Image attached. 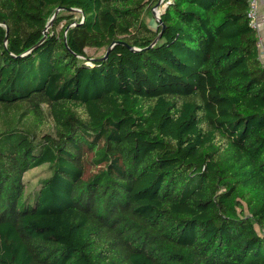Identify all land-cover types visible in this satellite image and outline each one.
<instances>
[{
    "label": "trees",
    "instance_id": "1",
    "mask_svg": "<svg viewBox=\"0 0 264 264\" xmlns=\"http://www.w3.org/2000/svg\"><path fill=\"white\" fill-rule=\"evenodd\" d=\"M158 2L0 0V264H264L249 0Z\"/></svg>",
    "mask_w": 264,
    "mask_h": 264
},
{
    "label": "rangeland",
    "instance_id": "2",
    "mask_svg": "<svg viewBox=\"0 0 264 264\" xmlns=\"http://www.w3.org/2000/svg\"><path fill=\"white\" fill-rule=\"evenodd\" d=\"M163 1H161V4L158 8H156L155 10H152L151 12H148V14H147V22L152 27H156V22H155L156 14L160 12V9H163V7H164ZM64 22H65V20H63L61 22V25H63ZM60 27L61 26H59V28ZM102 52H103V50H96L94 48H88V53L91 55H99ZM48 174H49V171L47 170V165L38 166V167L28 171L27 173H25L24 179L26 181L27 192H33V190H35V188L37 187L39 181L42 178H44L45 176H47ZM256 229L259 232H262V233L264 232V228H260L257 225H256Z\"/></svg>",
    "mask_w": 264,
    "mask_h": 264
},
{
    "label": "crops",
    "instance_id": "3",
    "mask_svg": "<svg viewBox=\"0 0 264 264\" xmlns=\"http://www.w3.org/2000/svg\"><path fill=\"white\" fill-rule=\"evenodd\" d=\"M256 28L259 37V55L261 60L264 62V3L262 2V0H259L258 2Z\"/></svg>",
    "mask_w": 264,
    "mask_h": 264
},
{
    "label": "built area",
    "instance_id": "4",
    "mask_svg": "<svg viewBox=\"0 0 264 264\" xmlns=\"http://www.w3.org/2000/svg\"><path fill=\"white\" fill-rule=\"evenodd\" d=\"M259 0H249L250 6L248 10V16L253 26L257 27V11H258ZM264 3V0H262Z\"/></svg>",
    "mask_w": 264,
    "mask_h": 264
},
{
    "label": "water",
    "instance_id": "5",
    "mask_svg": "<svg viewBox=\"0 0 264 264\" xmlns=\"http://www.w3.org/2000/svg\"><path fill=\"white\" fill-rule=\"evenodd\" d=\"M161 1H163V0H159V2H158V4H157V6H156V7H154V8H153V10H155L156 8H158V7H159V5H160ZM57 12H58V10L56 11V13H57ZM55 15H56V14H55ZM52 20H53V19H52ZM156 20H157L158 22H161L160 13H157V14H156ZM52 23H53V21H51L49 25H52ZM159 36H160V35H159ZM110 49H111V47H110V48H108V50H107L106 54H107V53L110 51Z\"/></svg>",
    "mask_w": 264,
    "mask_h": 264
}]
</instances>
